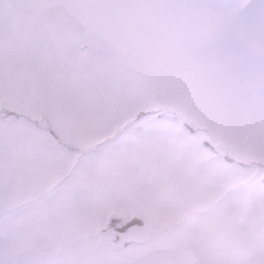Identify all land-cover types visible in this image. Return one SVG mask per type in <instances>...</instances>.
Instances as JSON below:
<instances>
[{
    "label": "snow or ice",
    "instance_id": "snow-or-ice-1",
    "mask_svg": "<svg viewBox=\"0 0 264 264\" xmlns=\"http://www.w3.org/2000/svg\"><path fill=\"white\" fill-rule=\"evenodd\" d=\"M0 264H264V0H0Z\"/></svg>",
    "mask_w": 264,
    "mask_h": 264
}]
</instances>
